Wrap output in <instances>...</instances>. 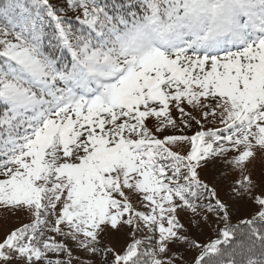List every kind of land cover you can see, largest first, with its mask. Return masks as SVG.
<instances>
[{
	"label": "snow or ice",
	"instance_id": "snow-or-ice-1",
	"mask_svg": "<svg viewBox=\"0 0 264 264\" xmlns=\"http://www.w3.org/2000/svg\"><path fill=\"white\" fill-rule=\"evenodd\" d=\"M258 154L264 0H0V210L29 217L0 264H184L185 245L194 264H264ZM217 162L251 218L200 179ZM183 210L216 214V238L192 239ZM125 228L122 251L104 245Z\"/></svg>",
	"mask_w": 264,
	"mask_h": 264
},
{
	"label": "rangeland",
	"instance_id": "rangeland-1",
	"mask_svg": "<svg viewBox=\"0 0 264 264\" xmlns=\"http://www.w3.org/2000/svg\"><path fill=\"white\" fill-rule=\"evenodd\" d=\"M213 126V125H208ZM214 126H219L214 125ZM198 130L197 126H193L191 129L185 130L184 134L192 135ZM168 134H172L170 129ZM248 171L251 173L253 181L257 187L254 189V196H264V183L261 182L262 174H264V158L259 154L248 165ZM247 174V173H246ZM200 179L208 184L210 188H214L216 192V198L219 199L227 206L228 212H232V220L237 223L240 219L251 218L254 214L256 205L247 197H238L234 191V183L238 179H241L237 170L232 169L230 166L223 164V162H217L210 164L205 168L199 170ZM205 195H207L205 193ZM138 210H144L139 201L134 195L130 197ZM208 201L201 199L199 203H207ZM214 203V201H213ZM204 215L208 216V221L204 222ZM178 219L188 230V234L192 239L198 240L201 244L209 243L215 239L214 231L217 227L218 217L213 213H206L201 210L200 217H194L188 210L179 212ZM29 217L26 214L8 215L3 210H0V238H3L4 234L15 227H19L23 223H28ZM144 233L137 235V238L144 237ZM59 239V238H58ZM131 240V234L127 228L120 232L108 233L104 237V245L112 248L116 251H122ZM72 246V242H68ZM177 254H183L184 264H194L196 256L199 254L198 250L188 248L186 245L178 249H174ZM83 257V254H80ZM88 259L94 261V264H99L100 257H88ZM111 256H108L109 264H111Z\"/></svg>",
	"mask_w": 264,
	"mask_h": 264
},
{
	"label": "trees",
	"instance_id": "trees-1",
	"mask_svg": "<svg viewBox=\"0 0 264 264\" xmlns=\"http://www.w3.org/2000/svg\"><path fill=\"white\" fill-rule=\"evenodd\" d=\"M229 215H230V217H231V222H232L233 224H235V222H233V220H232V217H233L232 212H230ZM217 223H218L217 227H222V226H223V225H222V222H218V221H217ZM217 227L215 228V231H214V236H215V238H216V229H217ZM140 239H143V237L141 236Z\"/></svg>",
	"mask_w": 264,
	"mask_h": 264
}]
</instances>
